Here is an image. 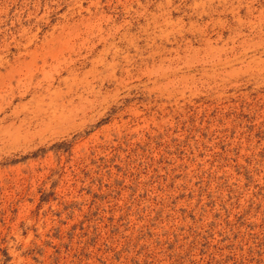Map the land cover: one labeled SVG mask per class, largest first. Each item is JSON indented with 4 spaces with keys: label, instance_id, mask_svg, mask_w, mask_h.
I'll return each instance as SVG.
<instances>
[{
    "label": "rangeland",
    "instance_id": "1",
    "mask_svg": "<svg viewBox=\"0 0 264 264\" xmlns=\"http://www.w3.org/2000/svg\"><path fill=\"white\" fill-rule=\"evenodd\" d=\"M0 264H264V0H0Z\"/></svg>",
    "mask_w": 264,
    "mask_h": 264
}]
</instances>
